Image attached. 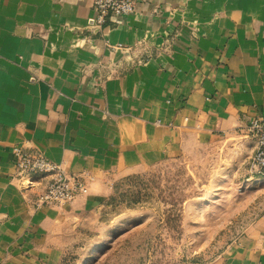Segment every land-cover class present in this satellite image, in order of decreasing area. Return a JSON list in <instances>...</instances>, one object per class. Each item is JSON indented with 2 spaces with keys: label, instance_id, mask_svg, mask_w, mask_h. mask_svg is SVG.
Returning a JSON list of instances; mask_svg holds the SVG:
<instances>
[{
  "label": "crops",
  "instance_id": "1",
  "mask_svg": "<svg viewBox=\"0 0 264 264\" xmlns=\"http://www.w3.org/2000/svg\"><path fill=\"white\" fill-rule=\"evenodd\" d=\"M134 1L97 26L92 0H0V264H57L111 178L207 143L230 154L241 190L263 192L246 128L264 115V0ZM15 145L81 173L87 193L35 208L48 177L18 179ZM256 202L195 264H264Z\"/></svg>",
  "mask_w": 264,
  "mask_h": 264
},
{
  "label": "rangeland",
  "instance_id": "2",
  "mask_svg": "<svg viewBox=\"0 0 264 264\" xmlns=\"http://www.w3.org/2000/svg\"><path fill=\"white\" fill-rule=\"evenodd\" d=\"M230 161L207 143L111 178L109 194L65 238L57 264L208 262L242 231L256 201L264 207V188L241 190L226 171Z\"/></svg>",
  "mask_w": 264,
  "mask_h": 264
},
{
  "label": "built area",
  "instance_id": "3",
  "mask_svg": "<svg viewBox=\"0 0 264 264\" xmlns=\"http://www.w3.org/2000/svg\"><path fill=\"white\" fill-rule=\"evenodd\" d=\"M135 4L134 0H92L96 14L91 21L98 26L108 16H127L134 11ZM246 134L255 142L246 169L250 175L264 178V115L250 118ZM11 152L18 179L23 180L32 175L48 177L45 189L33 201L35 208L64 205L72 202L77 195L87 193V185L81 173L67 172L60 164L49 160L41 152L29 151L18 145L13 146Z\"/></svg>",
  "mask_w": 264,
  "mask_h": 264
}]
</instances>
